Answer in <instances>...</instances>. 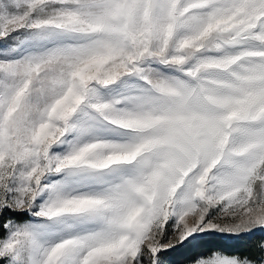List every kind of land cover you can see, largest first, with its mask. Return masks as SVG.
<instances>
[{"label": "snow or ice", "instance_id": "obj_1", "mask_svg": "<svg viewBox=\"0 0 264 264\" xmlns=\"http://www.w3.org/2000/svg\"><path fill=\"white\" fill-rule=\"evenodd\" d=\"M177 252L264 264V0H0V264Z\"/></svg>", "mask_w": 264, "mask_h": 264}, {"label": "trees", "instance_id": "obj_2", "mask_svg": "<svg viewBox=\"0 0 264 264\" xmlns=\"http://www.w3.org/2000/svg\"><path fill=\"white\" fill-rule=\"evenodd\" d=\"M226 245H230L233 248H238L241 245L238 242H224ZM187 257L184 253H172L169 257L170 264H185Z\"/></svg>", "mask_w": 264, "mask_h": 264}]
</instances>
